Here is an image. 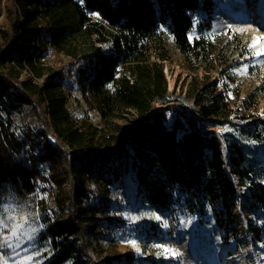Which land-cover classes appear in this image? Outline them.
Instances as JSON below:
<instances>
[{
	"label": "trees",
	"instance_id": "16d2710c",
	"mask_svg": "<svg viewBox=\"0 0 264 264\" xmlns=\"http://www.w3.org/2000/svg\"><path fill=\"white\" fill-rule=\"evenodd\" d=\"M212 8L213 0H0V185L9 183L19 197L31 193L37 182L55 190L61 217L46 228L53 255L43 264H95L88 225H115L116 218H103L100 199L87 183L102 179L111 185L122 167L124 173L137 167L127 148L106 154L96 144V130L73 125L62 86L66 73L39 60L47 50L87 63L88 72L73 64L67 71L84 80L83 98L103 120L126 110L136 116L126 137L147 160L133 178L142 202L179 224L200 222L209 210L224 235L237 232L233 214L242 201L236 182L244 186L249 173L242 151L227 142L228 168L222 140L201 131L197 121L246 122L264 88L239 99L237 89H217L205 77L182 94L168 87L161 62L165 57L151 56L158 29L165 25L189 68L212 66L215 45L189 38L193 15ZM85 35H93L98 46L78 56L75 41ZM24 71L31 76L22 77ZM177 100L197 116L190 117L195 127L171 104ZM15 112L27 116L17 131L10 130ZM51 133L57 134L55 143ZM256 186L262 196L252 185L250 195L262 203L263 187Z\"/></svg>",
	"mask_w": 264,
	"mask_h": 264
},
{
	"label": "rangeland",
	"instance_id": "374dc122",
	"mask_svg": "<svg viewBox=\"0 0 264 264\" xmlns=\"http://www.w3.org/2000/svg\"><path fill=\"white\" fill-rule=\"evenodd\" d=\"M207 13L193 15L194 26L189 38L202 37L215 45L213 67L189 68L176 49L169 29L165 25L159 27L151 56L165 57L161 62L169 89L174 87L183 94L205 77L208 82H215L217 89H237L239 99L247 97L258 86L264 88V0H213L212 11ZM93 40V35L78 36L75 41L78 56L98 46ZM102 50L107 48L102 47ZM51 52L54 59L49 58L45 63L66 73L62 86L67 92L66 107L73 125L96 130V144L106 154L127 148L139 170H144L147 160L137 154L131 139L126 137L128 129L134 126V113L126 110L112 120H103L83 98L81 84L84 80L77 81L75 72L67 71L73 64L74 68L85 67L88 72L87 63L73 60L65 53ZM26 76L24 71L22 77ZM255 100L252 117L246 122L210 119L207 123L198 120L181 101L171 102L188 116L191 127H195L190 118L194 117L201 131L222 140L228 168L227 142L240 147L242 163L249 173L244 186L236 182L242 201L233 214L237 232L224 235L214 224L209 210L200 222H173L169 216L159 214L140 200L133 180L139 173L138 168L124 173L122 167L114 184L107 185L102 179L87 183L89 191L100 199L103 218H116L115 225L99 224L95 228L88 225L89 255L95 264H264V200L258 203L250 195L251 185L257 196H262L257 184L264 190V89L258 92ZM156 103L162 104L161 101ZM2 116L6 117L4 112ZM26 117L20 112L12 113L10 130L22 128ZM50 137L55 143V136ZM111 162L115 165L114 160ZM62 186L66 190L67 183ZM59 217L55 190L50 184L37 182L34 190L24 197H19L9 183L0 185V264L46 262L53 255L46 228ZM125 257L132 263L123 259Z\"/></svg>",
	"mask_w": 264,
	"mask_h": 264
},
{
	"label": "built area",
	"instance_id": "2783aa9c",
	"mask_svg": "<svg viewBox=\"0 0 264 264\" xmlns=\"http://www.w3.org/2000/svg\"><path fill=\"white\" fill-rule=\"evenodd\" d=\"M54 54L50 51V50H47L46 52H45V54L42 56V57H40V62H42L43 64H46L45 62H46V60L47 59H54ZM27 76H31L28 72H27ZM50 135H53V136H55V142L57 141V134H55V133H51ZM234 181H236L235 179H233Z\"/></svg>",
	"mask_w": 264,
	"mask_h": 264
},
{
	"label": "bare ground",
	"instance_id": "6f19581e",
	"mask_svg": "<svg viewBox=\"0 0 264 264\" xmlns=\"http://www.w3.org/2000/svg\"><path fill=\"white\" fill-rule=\"evenodd\" d=\"M223 153H224V156H225V154H226V147H225V145L223 144Z\"/></svg>",
	"mask_w": 264,
	"mask_h": 264
},
{
	"label": "snow or ice",
	"instance_id": "6c2138e0",
	"mask_svg": "<svg viewBox=\"0 0 264 264\" xmlns=\"http://www.w3.org/2000/svg\"><path fill=\"white\" fill-rule=\"evenodd\" d=\"M256 55H261L262 53H255ZM157 247H163V246H160L158 245Z\"/></svg>",
	"mask_w": 264,
	"mask_h": 264
}]
</instances>
